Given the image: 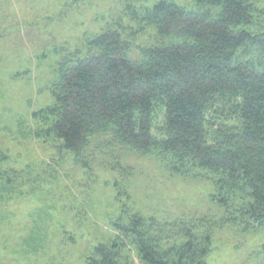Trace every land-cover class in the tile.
I'll list each match as a JSON object with an SVG mask.
<instances>
[{
	"label": "trees",
	"instance_id": "16d2710c",
	"mask_svg": "<svg viewBox=\"0 0 264 264\" xmlns=\"http://www.w3.org/2000/svg\"><path fill=\"white\" fill-rule=\"evenodd\" d=\"M134 18L174 42L144 47L133 60L139 30L109 26L59 61L53 102L31 113V131L59 140L84 168L97 140L101 153L123 146L174 175H209L227 216L220 224L128 212L112 224L118 236L90 258L131 264L122 254L132 246L141 264H203L213 226H264V8L258 0H196L193 9L162 0Z\"/></svg>",
	"mask_w": 264,
	"mask_h": 264
},
{
	"label": "rangeland",
	"instance_id": "374dc122",
	"mask_svg": "<svg viewBox=\"0 0 264 264\" xmlns=\"http://www.w3.org/2000/svg\"><path fill=\"white\" fill-rule=\"evenodd\" d=\"M160 1L0 0V151L7 156L0 159V264H90L94 248L118 236L112 224L128 212L167 223L220 224L227 217L209 175H174L123 146L101 153L97 140L84 168L59 140L31 131V113L53 102L59 61L109 26L124 35L139 30L133 60L144 47L174 42L134 18ZM212 231L203 264H264V226L244 231L228 223ZM122 255L125 263L141 264L132 246Z\"/></svg>",
	"mask_w": 264,
	"mask_h": 264
}]
</instances>
